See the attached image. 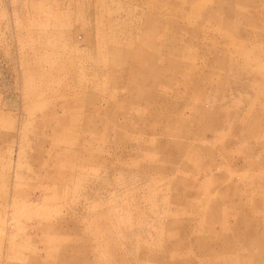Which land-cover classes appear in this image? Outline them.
<instances>
[{
    "label": "rangeland",
    "instance_id": "obj_1",
    "mask_svg": "<svg viewBox=\"0 0 264 264\" xmlns=\"http://www.w3.org/2000/svg\"><path fill=\"white\" fill-rule=\"evenodd\" d=\"M0 264H264V0H0Z\"/></svg>",
    "mask_w": 264,
    "mask_h": 264
}]
</instances>
